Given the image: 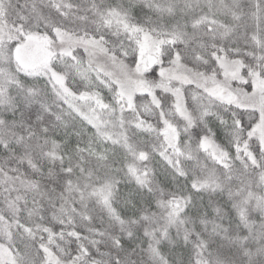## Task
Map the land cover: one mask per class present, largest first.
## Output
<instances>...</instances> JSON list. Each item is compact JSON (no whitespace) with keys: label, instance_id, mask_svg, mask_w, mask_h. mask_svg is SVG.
I'll return each instance as SVG.
<instances>
[{"label":"snow or ice","instance_id":"snow-or-ice-1","mask_svg":"<svg viewBox=\"0 0 264 264\" xmlns=\"http://www.w3.org/2000/svg\"><path fill=\"white\" fill-rule=\"evenodd\" d=\"M0 264H264V0H0Z\"/></svg>","mask_w":264,"mask_h":264}]
</instances>
